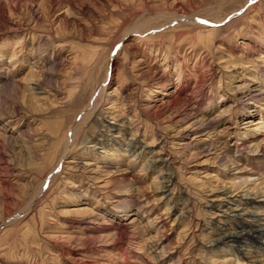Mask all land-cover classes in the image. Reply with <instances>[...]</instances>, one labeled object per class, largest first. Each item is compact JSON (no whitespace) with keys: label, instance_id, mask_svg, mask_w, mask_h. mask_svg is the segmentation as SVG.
I'll return each mask as SVG.
<instances>
[{"label":"rangeland","instance_id":"obj_1","mask_svg":"<svg viewBox=\"0 0 264 264\" xmlns=\"http://www.w3.org/2000/svg\"><path fill=\"white\" fill-rule=\"evenodd\" d=\"M263 191L264 0H0V264H264Z\"/></svg>","mask_w":264,"mask_h":264},{"label":"bare ground","instance_id":"obj_2","mask_svg":"<svg viewBox=\"0 0 264 264\" xmlns=\"http://www.w3.org/2000/svg\"><path fill=\"white\" fill-rule=\"evenodd\" d=\"M76 133L77 132H75V134ZM128 147L130 148V147H134V146H132L131 143H128ZM143 149L144 148H142L139 151H137L136 155L139 154ZM156 155L157 154L154 153V157L155 158L149 157V159L146 160V163H147L146 167L147 166L150 167L152 165L154 166V164H156L157 162H161V161L162 162H166V165L170 164V163H168L169 160L167 161V158H164L162 155H158V157L156 159ZM163 174H164L162 176L163 182L167 181L168 179H171L173 177V176L170 175L171 174L170 172L169 173L165 172ZM249 191L248 190L245 191L244 195H251ZM263 195H264V191H263ZM249 199L250 200H248V202H245V203L238 202V203H235L234 206L230 207V209H232L233 211H237V210L241 211V212H238L237 214H238L239 217H245V221L244 222L243 221L240 222L230 232H227L224 235L214 239L212 241L213 243H215L216 241L217 242L218 241L219 242H223V241H228L229 240V241L237 242L239 247L257 245V244H260V246L264 245V206H261V208H259L258 205H254V198H249ZM187 213H188V210L183 209L180 215L186 217ZM135 219L136 218H134V220Z\"/></svg>","mask_w":264,"mask_h":264}]
</instances>
